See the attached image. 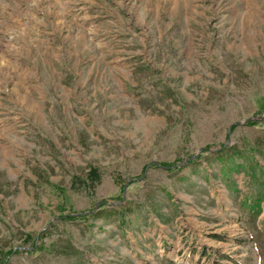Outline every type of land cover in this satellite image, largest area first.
Returning a JSON list of instances; mask_svg holds the SVG:
<instances>
[{
    "label": "rangeland",
    "instance_id": "1",
    "mask_svg": "<svg viewBox=\"0 0 264 264\" xmlns=\"http://www.w3.org/2000/svg\"><path fill=\"white\" fill-rule=\"evenodd\" d=\"M0 264H264V0H0Z\"/></svg>",
    "mask_w": 264,
    "mask_h": 264
},
{
    "label": "crops",
    "instance_id": "2",
    "mask_svg": "<svg viewBox=\"0 0 264 264\" xmlns=\"http://www.w3.org/2000/svg\"><path fill=\"white\" fill-rule=\"evenodd\" d=\"M236 215V214H235ZM236 223H240V219H239V217H237L236 216ZM239 228V227H238ZM241 230H242V232L244 233V230H243V227H241ZM236 232H237V230H236ZM174 239H171L170 241H166L165 239L164 240H162L161 241V243L159 244V249H160V247H165V246H169L170 248L169 249H166V247L165 248H162L161 249V251L164 253H166V252H169V250L170 251H173V249H175L176 251H179V250H182V251H184V247H183V245L181 244V241L183 242V243H189V241H183V240H181L180 239V237L179 236H174L173 237Z\"/></svg>",
    "mask_w": 264,
    "mask_h": 264
},
{
    "label": "trees",
    "instance_id": "3",
    "mask_svg": "<svg viewBox=\"0 0 264 264\" xmlns=\"http://www.w3.org/2000/svg\"><path fill=\"white\" fill-rule=\"evenodd\" d=\"M256 125L257 124L252 123V122L249 123V126H256ZM188 165H190V163ZM160 166L163 169H167V170H169V168L172 167L169 164L168 165H160ZM105 205L106 204H102V206H105ZM102 206H100V208ZM80 215L82 216L83 214H80ZM81 216L77 217V215H63V212L60 214V217L63 219V221H66V222H74V221H77L79 219H86V218H88V216H86L85 218H83L84 216H82V217ZM38 250H39L38 246H36L35 244H33V247L30 248V251L29 252L33 254V253L37 252Z\"/></svg>",
    "mask_w": 264,
    "mask_h": 264
}]
</instances>
